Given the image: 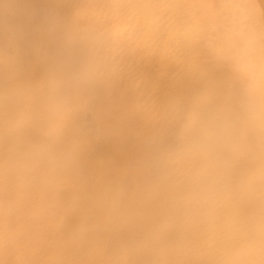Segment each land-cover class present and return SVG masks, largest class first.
Returning a JSON list of instances; mask_svg holds the SVG:
<instances>
[{
    "label": "clouds",
    "instance_id": "9594fccd",
    "mask_svg": "<svg viewBox=\"0 0 264 264\" xmlns=\"http://www.w3.org/2000/svg\"><path fill=\"white\" fill-rule=\"evenodd\" d=\"M57 2L0 0V264H264V0Z\"/></svg>",
    "mask_w": 264,
    "mask_h": 264
},
{
    "label": "bare ground",
    "instance_id": "6f19581e",
    "mask_svg": "<svg viewBox=\"0 0 264 264\" xmlns=\"http://www.w3.org/2000/svg\"><path fill=\"white\" fill-rule=\"evenodd\" d=\"M21 11L18 22L29 29H39L32 33V38H39L42 34V15L47 12H63L66 6L57 2V0H21ZM29 67L35 70V58H29ZM144 71L155 79L158 83V94L166 96L172 91L186 88L187 82L179 79L174 80L171 73L166 77H158L151 65L145 63ZM122 110L113 112L109 120L120 118ZM92 154L88 161V167L94 174H101L103 167L99 163L100 160L110 162L112 164H122L126 157L135 152L134 146L129 143L122 145L113 139L92 138L91 139Z\"/></svg>",
    "mask_w": 264,
    "mask_h": 264
}]
</instances>
